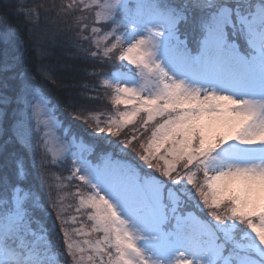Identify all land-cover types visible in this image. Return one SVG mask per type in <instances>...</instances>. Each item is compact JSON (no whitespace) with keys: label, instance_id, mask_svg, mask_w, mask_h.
Wrapping results in <instances>:
<instances>
[{"label":"snow or ice","instance_id":"6c2138e0","mask_svg":"<svg viewBox=\"0 0 264 264\" xmlns=\"http://www.w3.org/2000/svg\"><path fill=\"white\" fill-rule=\"evenodd\" d=\"M3 7L0 264H264V0Z\"/></svg>","mask_w":264,"mask_h":264},{"label":"trees","instance_id":"16d2710c","mask_svg":"<svg viewBox=\"0 0 264 264\" xmlns=\"http://www.w3.org/2000/svg\"><path fill=\"white\" fill-rule=\"evenodd\" d=\"M57 2H60V0H57ZM4 3H5V0H0V12L5 11V8L3 7ZM10 18L14 25H23V18L16 17V16H11ZM118 63L119 62H117V64ZM53 64H54V70L60 76L66 77V76L72 75V76H76L77 78H82V73L78 71L80 65L76 62L66 61V60L61 59V60H54ZM110 67L111 66H106L104 70L109 71ZM82 82L88 83L89 81L86 79H82ZM92 82H94V80ZM48 91H54V89H52L51 86H49ZM101 91H103V89H101ZM90 95H95V93H90ZM104 103L108 107H111L110 101L105 100Z\"/></svg>","mask_w":264,"mask_h":264}]
</instances>
